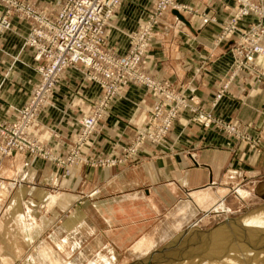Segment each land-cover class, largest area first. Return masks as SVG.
Masks as SVG:
<instances>
[{
  "label": "crops",
  "instance_id": "obj_1",
  "mask_svg": "<svg viewBox=\"0 0 264 264\" xmlns=\"http://www.w3.org/2000/svg\"><path fill=\"white\" fill-rule=\"evenodd\" d=\"M31 2L48 8L53 1ZM178 2L212 15L215 21L204 24L199 16L178 11L188 22L186 25L172 10L165 12L155 25L141 67L209 108L232 63L226 45H213L227 11L223 2L215 0ZM152 6V0H121L103 28L104 48L124 55L128 33L140 27ZM9 19L10 28L0 30L2 121L16 117L17 107L37 80L32 68L33 53L21 47L30 24L20 16ZM207 55L209 59L202 65ZM255 60L264 71V56ZM99 94L98 85L84 77L78 65L65 69L58 77L50 103L39 110L31 134L63 155L78 130L77 120L90 112ZM155 99L139 84L132 82L122 87L82 154H117L133 128L144 123L146 111ZM210 110L224 120L263 128L264 79L244 71L236 73ZM252 164L249 168L242 163L233 139L213 128L201 127L186 112L179 114L161 144L144 143L136 157L122 167L81 164L64 177L49 161L13 154L1 161L0 177L19 179L23 185L11 195L0 215V264H76L71 255L77 249V254L83 256L80 245L98 246L110 254H99L86 264L113 261L110 246H130V250L145 254L154 245L149 232L163 215L170 221L173 218L174 230L180 229L200 211L206 212L216 198L228 197L229 186L239 180L244 184L246 198H264V152L256 155ZM31 183L36 186L28 188ZM12 184L9 182L6 190ZM93 188L97 191L79 202L81 194ZM59 207L66 209V215H58ZM62 253L69 255L68 259H61Z\"/></svg>",
  "mask_w": 264,
  "mask_h": 264
},
{
  "label": "rangeland",
  "instance_id": "obj_2",
  "mask_svg": "<svg viewBox=\"0 0 264 264\" xmlns=\"http://www.w3.org/2000/svg\"><path fill=\"white\" fill-rule=\"evenodd\" d=\"M32 0H0V16H6L9 25L8 27L4 28L1 23H0V30H6L10 28V17L11 16H20L22 19L26 20L29 22L30 27L31 23L28 19L24 18V12H23V7L25 5H31L35 9H38L40 11H44L48 14H55L62 6L63 0H52L53 2L51 3L50 6L45 7H39L35 3L31 2ZM121 1V0H120ZM154 1V0H152ZM175 2V4H181L184 6H187L186 11H179L182 13H187L190 15H197L201 18L202 23L210 22V21H215V18L212 15L208 14H202L196 12L194 10V7H192L189 4H183L179 3L178 0H172ZM215 1H220L224 3V7L227 11L226 16L224 19H222L218 25V31L216 32L215 38L213 39V45L216 47H220L222 45H226L227 48L230 50L231 55H232V63L230 66L229 73L227 74V77L220 83L219 87L217 88L216 92L213 95V98L209 102V108H205L202 105H200L197 101L193 99V97H186L182 94V92L174 86L172 83L167 81L170 85V90L174 91L175 94L181 96L179 98V107L177 108V111L175 112L174 116L171 119L170 126L168 127L166 133L164 136L161 138L159 141H148L146 139L142 140L140 143L137 145H133L134 139L136 137L137 130L142 129L144 126L147 115L149 113V110L152 108V106L157 102V99H155L154 103L147 109L146 114H145V120L144 123L138 127H134L131 133V136L129 137L128 141L124 143L120 150L117 152V154H106L102 156H95V157H87L84 154H82V149L84 148L85 145L88 144L90 136L93 134V132L96 130L98 123L102 120V118L107 114L108 112V106L110 102L121 92L115 96H113L108 104L107 108L104 109V113L102 116L99 117L98 122L96 123L94 129L90 132L87 140L81 145L80 141H78V132H80V119L84 116L82 115L78 120V130L75 133L74 137L70 140L65 153L63 155H58L57 153L54 152L49 147H46L42 141L39 139L35 138L31 134V127H33L34 121L31 122L28 126L27 131L25 130V134L23 136H26L30 142L37 147L39 146L40 151H37L36 153H30L27 151H14L11 150V153L8 155H1L0 156V163L4 158H7L13 154H24L29 156L30 158L33 159H41L44 161H49L50 163L53 164L54 167L59 168L61 176L67 177L71 175V170L74 167H78L81 164H86L90 167H122L126 166L129 161L133 160L139 150L141 149V146L144 143H152V144H161L165 138L167 137V134L169 130L171 129L174 121H176L177 117L179 116L180 113L186 112L189 116V119L196 124L200 125L203 128H213L217 131H220L221 133H224L225 135L229 136L231 139H233L238 147V151L240 153L242 163H245L246 167L252 168L253 164L252 161L256 157V155H259L261 152H264V111H263V128H258L256 126H251L249 124H244L239 121L236 123L234 121H227L224 120L216 115H214L211 112V107H213L216 103V101L224 94L227 85L232 79V77L241 71H244L250 75H254L257 78H263L264 79V71L261 70L257 63H256V57L257 56H264L263 54H252L251 59L247 58L248 52L251 49V45L254 40L257 41L258 39V44H260L264 48V18H261L259 13L257 11L249 12L247 15H242L239 16V9L241 8V3L239 2L237 4L236 1H242V0H215ZM252 2L255 5H259L262 0H248ZM154 3V2H153ZM152 8L148 11L147 17L152 11ZM115 10V9H114ZM169 10H175V9H167L164 11L158 18L156 23L153 25L151 29V35L148 40L147 48L144 52V54L141 57V62L140 66L142 63V60L150 46L151 40L154 36V31H155V25L158 23L159 19L161 16L169 11ZM177 11V10H176ZM178 12V11H177ZM146 17V19H147ZM145 19V20H146ZM144 20V22H145ZM205 20V21H203ZM246 20V21H244ZM244 21V25H241V22ZM143 22V23H144ZM108 23V22H107ZM142 23V24H143ZM240 23V24H239ZM141 24V25H142ZM140 25V26H141ZM30 27L29 31L26 35L23 36L22 38V43L21 47L30 49L32 51V59L34 61V65L32 66L33 70L37 74L35 70V66L37 62L35 61L33 55H34V49L32 47L27 46L24 44V41L28 34L30 33ZM139 29V28H138ZM137 29V30H138ZM136 30V31H137ZM135 31V32H136ZM262 31V32H261ZM134 33V32H132ZM103 34V32H102ZM131 33H128V35ZM127 35V36H128ZM241 38V39H240ZM129 40V39H128ZM128 48H129V41H128ZM102 49L106 51L107 53L111 55H116L113 53H110L107 51L104 46L102 45ZM128 50V49H127ZM127 52V51H126ZM118 56V55H116ZM210 55H207L202 58V65L209 59ZM76 66V65H74ZM70 66V67H74ZM80 71L82 72L83 76L86 77L87 79L91 80L87 75H86V70L82 65H78ZM69 68V67H67ZM65 68V69H67ZM142 68V67H141ZM64 69V70H65ZM63 70V71H64ZM143 70V69H142ZM61 71V73L63 72ZM198 71V69H196ZM195 71V72H196ZM143 72L150 77H154L147 73L146 71L143 70ZM60 73V74H61ZM59 74V75H60ZM58 75V77H59ZM57 77V81H58ZM155 79H158V77H154ZM37 80H38V74H37ZM36 80V82H37ZM158 80H163V79H158ZM92 82L96 83L95 81L91 80ZM133 82V81H132ZM129 82V83H132ZM136 84H139L146 88L147 90L151 91L147 87H145L143 84L138 83V82H133ZM57 84V83H56ZM96 85H98L96 83ZM127 85V84H126ZM125 85V86H126ZM35 86V85H34ZM99 87V85H98ZM124 87V86H123ZM34 88V87H33ZM32 88V89H33ZM32 89L29 91L28 96H30V93ZM100 89V87H99ZM122 89V88H121ZM101 92V89H100ZM152 92V91H151ZM153 93V92H152ZM154 94V93H153ZM100 95V94H99ZM99 95L92 101H97L99 98ZM155 95V94H154ZM28 96L26 97V100L23 102V104L16 109V117L12 121H2L0 120V127L3 126H10L12 124H15L17 121L20 120L21 118V110L25 105V102L28 99ZM50 98L47 101V103L43 104L42 106H39L37 110V114L41 107L48 105L50 103ZM156 98V96H155ZM180 99L182 102H180ZM91 105V110H93ZM90 110V111H91ZM229 128H232L233 131L228 130ZM230 132H228V131ZM55 135V134H53ZM13 139H16L13 137ZM12 138H8V142L14 141ZM7 138L1 137L0 136V142H6ZM112 161V163H110ZM240 181V180H239ZM235 184H232L229 186L228 192L229 196L224 197V198H216V200L209 206L206 212L200 211L192 220L190 223L187 225L183 226L180 229L174 230L173 228V218L170 221L169 219L165 218L163 215L159 220H157V225L156 227L149 232V235L151 236V240L153 241L154 245L145 254H138L136 251L130 250V246L124 247V248H118L114 246H110L109 248H112L113 250V256L114 260L113 261H107L106 263L102 264H205L209 259L206 260L205 253L207 251H213V250H222V248L219 249L220 244L222 245L221 242H227L230 244H233L234 241L237 243L235 240V236L232 237V232L230 234V231L225 230L227 228H233L234 225H236V222H245V220L255 217L256 214L258 213L256 211H260V208H264V198L259 197L257 195H252L251 197L246 198V192L242 187L244 184L243 182L240 181L239 185L238 182ZM9 182L13 183L12 186L6 190V186L9 184ZM20 184V186H19ZM35 183L29 184L30 186L28 188H31L32 186H36ZM243 184V185H242ZM23 185V183L16 178H4L0 177V215L4 211V208L6 206L7 201L11 197L12 194L16 191V189L20 188ZM3 186V187H1ZM40 187L43 188L42 185H39ZM50 188V187H46ZM50 191H54L55 189L50 188ZM49 190V189H48ZM97 189L93 188L86 194H81V197L79 198V202L82 203L84 199H86L88 196L93 195ZM215 205V206H214ZM214 206V207H212ZM211 208V209H210ZM59 216L62 217L66 215V209H62L59 207ZM264 211V210H263ZM204 213V214H203ZM253 213V214H252ZM50 214V213H48ZM253 216H252V215ZM252 216V217H251ZM264 216V215H263ZM247 217V218H246ZM261 221V220H260ZM257 221V222H260ZM245 229H242V232L245 234ZM185 231V232H184ZM226 231V232H225ZM264 231V229H263ZM243 233H240V235H243ZM232 237V238H231ZM223 239V240H222ZM241 241V242H240ZM249 241V242H248ZM174 244H171L173 243ZM243 242V243H242ZM252 242V243H250ZM255 242V243H254ZM242 243V244H241ZM245 243V244H244ZM238 245H243L248 248H254L250 254H248V259L246 261H249V257L255 256L254 261L261 260L264 262V252L263 251H258L264 250V233L260 231V234L258 233L257 237H253L252 239L249 238H243L241 237L239 239V242L237 243ZM251 244V246H250ZM145 246V245H144ZM80 252L83 253L81 255L77 254V249H76V254L71 255V258H73V262L76 264H86L88 263V259L94 260L96 256H99V254H103L105 256L108 255L110 257V254L104 249L96 246H87V245H80ZM80 253V254H81ZM238 254V252H237ZM235 254H230L227 259H223L221 261L224 262V264H234L232 260L236 259L237 256H239L240 259L243 260L244 255L241 256L242 254L239 253V255ZM235 255V256H233ZM61 259H68V256H65L63 253L59 254ZM155 257V258H154ZM205 257V260H203ZM87 258V259H86ZM135 258V259H134ZM197 258V259H196ZM204 261V263L201 260ZM238 258V257H237ZM86 259V260H85ZM132 259V260H131ZM245 260V258H244ZM243 260V261H244ZM137 261V262H136ZM200 261V263H199ZM242 261V263H243ZM20 261H16L13 264H20ZM198 262V263H196ZM245 262V261H244ZM208 263H211L208 261ZM207 263V264H208ZM43 264H49L48 262H45Z\"/></svg>",
  "mask_w": 264,
  "mask_h": 264
},
{
  "label": "built area",
  "instance_id": "obj_3",
  "mask_svg": "<svg viewBox=\"0 0 264 264\" xmlns=\"http://www.w3.org/2000/svg\"><path fill=\"white\" fill-rule=\"evenodd\" d=\"M153 2V9L145 22L136 32L128 35L129 48L121 56L111 55L102 49L103 28L120 0H63L61 8L53 15L31 5L23 7L24 18L31 23L30 33L24 44L34 49L38 80L21 110L20 120L10 126L0 127V136L7 138L6 142H0V156L10 154L11 150L30 153L40 151L39 146L32 144L23 135L29 124L34 121L39 106L47 103L58 75L65 68L74 65H82L86 75L101 89L98 100L92 103L94 109L80 119L79 145L87 140L107 108L109 100L132 81L150 89L157 99L149 110L144 126L137 130L133 145L144 139L156 142L161 140L179 107L181 96L178 97L170 90L167 81L145 74L140 62L157 18L167 9L186 11L187 6L175 4L172 0ZM236 2L241 3L239 16L257 11L261 18H264V0L259 5L248 0ZM0 23L4 28L9 25L6 16H0ZM258 43V39L253 41L248 59H251L252 54L264 53V48ZM228 130L233 131L232 128ZM8 138L14 141L8 142Z\"/></svg>",
  "mask_w": 264,
  "mask_h": 264
},
{
  "label": "bare ground",
  "instance_id": "obj_4",
  "mask_svg": "<svg viewBox=\"0 0 264 264\" xmlns=\"http://www.w3.org/2000/svg\"><path fill=\"white\" fill-rule=\"evenodd\" d=\"M263 210H264V208L263 209L260 208V211L259 210L256 211L258 213L253 212L254 214H256L255 217H252L253 216L252 215L253 213H252L251 214L252 218H249L248 220L246 219L245 222H240V223L236 222L235 223L236 225H234L233 228H227L226 227L225 230L230 231V234H231V231L234 230L231 235H232V237L235 236V240L237 241V243L239 242V239L241 237L247 238V239H249V238L252 239V236L254 238L257 237L258 233L260 234V231H262V233H264V231H263V229H264V216H263L264 215V211ZM257 221H260V222H257ZM242 229H245L244 230L245 234L242 232ZM240 233H243V235H240ZM221 243H222V245L220 244L219 249L222 248L223 251L215 249L213 251L211 250V251H207L205 253L206 260L209 259L208 261L211 262V263H208V261H207L208 264H224V262H223L224 259L228 260L231 257L230 254H235V253L237 254V252H238L237 255H239V253L242 254L241 256L244 255L245 260H244V258H243V260L245 262L242 259H240L239 256H237L238 258L236 257V259L232 260L234 264H264V262L261 261V260L254 261L255 260V256L249 257L250 260L246 261V259H248V256H249L248 254H250L249 252L254 250L255 247L254 248H248L247 245H246V247L243 246V245L241 246V245H238L237 243H235V241H234L233 244H230V241H229V243H227L226 241L225 242L223 241ZM250 243H252V242H250ZM250 246H251V244H250ZM258 251H263L264 252V250H260V249H258ZM228 256H230V257L227 258ZM233 256H235V255H233ZM205 257H204L203 260H205ZM222 259H223V261H221ZM198 260H201V259L198 258ZM203 260H201V261L204 263ZM242 261H243V263H242ZM196 263H198V262H196ZM199 263H200V261H199ZM207 263H205V264H207Z\"/></svg>",
  "mask_w": 264,
  "mask_h": 264
},
{
  "label": "water",
  "instance_id": "obj_5",
  "mask_svg": "<svg viewBox=\"0 0 264 264\" xmlns=\"http://www.w3.org/2000/svg\"><path fill=\"white\" fill-rule=\"evenodd\" d=\"M172 13L179 19L181 20L182 22H184L186 25H188V22L183 18V16L181 14H179L176 10H172ZM185 232V231H184ZM171 244H174L171 243Z\"/></svg>",
  "mask_w": 264,
  "mask_h": 264
}]
</instances>
